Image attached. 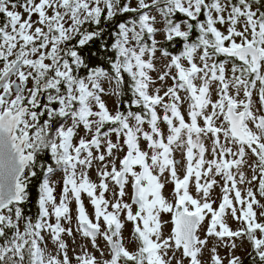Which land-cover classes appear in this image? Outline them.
Wrapping results in <instances>:
<instances>
[{
  "label": "snow or ice",
  "instance_id": "6c2138e0",
  "mask_svg": "<svg viewBox=\"0 0 264 264\" xmlns=\"http://www.w3.org/2000/svg\"><path fill=\"white\" fill-rule=\"evenodd\" d=\"M0 264H264V0H0Z\"/></svg>",
  "mask_w": 264,
  "mask_h": 264
}]
</instances>
